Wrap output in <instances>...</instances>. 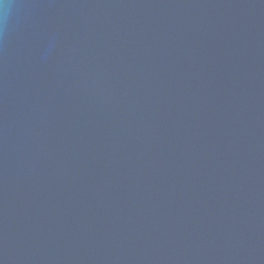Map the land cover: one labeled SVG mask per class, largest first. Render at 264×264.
<instances>
[{
	"label": "water",
	"instance_id": "1",
	"mask_svg": "<svg viewBox=\"0 0 264 264\" xmlns=\"http://www.w3.org/2000/svg\"><path fill=\"white\" fill-rule=\"evenodd\" d=\"M0 264H264V0H2Z\"/></svg>",
	"mask_w": 264,
	"mask_h": 264
},
{
	"label": "clouds",
	"instance_id": "2",
	"mask_svg": "<svg viewBox=\"0 0 264 264\" xmlns=\"http://www.w3.org/2000/svg\"><path fill=\"white\" fill-rule=\"evenodd\" d=\"M0 2H2V0H0Z\"/></svg>",
	"mask_w": 264,
	"mask_h": 264
}]
</instances>
